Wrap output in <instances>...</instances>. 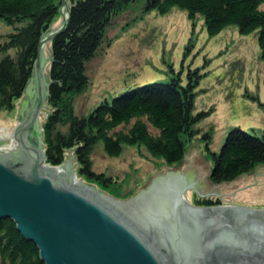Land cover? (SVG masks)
I'll use <instances>...</instances> for the list:
<instances>
[{
    "label": "trees",
    "instance_id": "16d2710c",
    "mask_svg": "<svg viewBox=\"0 0 264 264\" xmlns=\"http://www.w3.org/2000/svg\"><path fill=\"white\" fill-rule=\"evenodd\" d=\"M67 26L50 41L46 116L42 122L43 146L50 165H60L72 151L78 178L116 198L127 197L123 183L94 168L93 153L99 143L108 156L121 154L123 145L144 149L158 164L182 161L192 141L202 132L199 122L211 109L196 110L202 74L174 73L169 81L132 87L112 100H102L89 113H76L77 98L91 84L87 65L112 43L109 29L124 12L144 5V12L165 13L173 7L186 10L193 22L187 50L195 46L197 17H204L210 36L235 25L243 34L256 32L264 59V0H68ZM61 0H0V109L12 111L33 75L42 35L57 21ZM259 104L264 106L257 96ZM204 136L210 137V131ZM206 155L214 161L215 182L237 179L264 162V135L240 126L229 128L219 152L206 142ZM221 203L218 197H199L195 204ZM0 264H45L38 246L26 239L11 218L0 220Z\"/></svg>",
    "mask_w": 264,
    "mask_h": 264
},
{
    "label": "water",
    "instance_id": "95a60500",
    "mask_svg": "<svg viewBox=\"0 0 264 264\" xmlns=\"http://www.w3.org/2000/svg\"><path fill=\"white\" fill-rule=\"evenodd\" d=\"M60 10L62 24L40 39L24 91L31 102L13 128L17 147L0 151V220L13 219L45 264H264L263 210L193 204L188 180L184 197L181 190L177 197L166 195L161 187L158 204L132 212L123 204L130 199L78 179L75 158L47 162L44 51L68 24V0H61Z\"/></svg>",
    "mask_w": 264,
    "mask_h": 264
},
{
    "label": "rangeland",
    "instance_id": "374dc122",
    "mask_svg": "<svg viewBox=\"0 0 264 264\" xmlns=\"http://www.w3.org/2000/svg\"><path fill=\"white\" fill-rule=\"evenodd\" d=\"M62 20L61 14L50 29L59 27ZM8 29V25L0 22V32ZM194 29L195 46L188 51L193 22L186 10L173 7L165 13L144 12L142 5L115 19L109 29L112 43L104 46L101 54L87 65L91 84L77 98L76 113L87 114L105 98L111 101L113 96L137 85L169 81L173 74L169 62L174 73H182L184 82L190 70L200 69L202 76L197 87L200 93L195 106L197 111L211 109V113L199 122L202 132L178 163L158 164L144 149L126 144L121 154L108 156L103 144L99 143L92 156L94 168L122 181L123 192L132 190L125 198L117 197L130 199L125 208L132 212V208L143 209L158 204L161 187L166 195L177 197L181 190L184 197L188 180L193 204L199 197H218L223 204L264 211V162L235 180L215 182L211 178L214 161L206 155V142L211 150L219 152L233 126L249 131L255 129L258 135H264V106L257 100L258 96L264 103V59L260 55L257 33L243 34L237 26L229 25L219 34L210 36L201 14ZM50 47V41L46 42L47 80ZM30 102L31 94L24 93L14 110L0 109V126L8 132L13 131L22 117L25 103ZM46 109L41 113V123ZM207 131H210V137L203 135ZM9 141L0 139V145ZM73 158L76 169V157L69 151L66 159Z\"/></svg>",
    "mask_w": 264,
    "mask_h": 264
},
{
    "label": "bare ground",
    "instance_id": "6f19581e",
    "mask_svg": "<svg viewBox=\"0 0 264 264\" xmlns=\"http://www.w3.org/2000/svg\"><path fill=\"white\" fill-rule=\"evenodd\" d=\"M64 13L66 14V9H64ZM0 139H9V143L4 145H0V151H8L15 147H17V141L14 138L13 131H7L3 126H0ZM131 201L123 204H130Z\"/></svg>",
    "mask_w": 264,
    "mask_h": 264
},
{
    "label": "flooded vegetation",
    "instance_id": "af4514ba",
    "mask_svg": "<svg viewBox=\"0 0 264 264\" xmlns=\"http://www.w3.org/2000/svg\"><path fill=\"white\" fill-rule=\"evenodd\" d=\"M213 198H215V197H213ZM198 198H196L194 201H196ZM195 204V203H194ZM219 204V203H218ZM221 204H223V203H221Z\"/></svg>",
    "mask_w": 264,
    "mask_h": 264
}]
</instances>
